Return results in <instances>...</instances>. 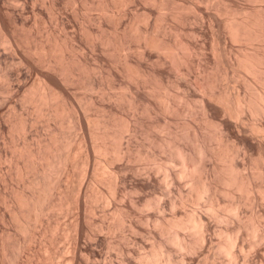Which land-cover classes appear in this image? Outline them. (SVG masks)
Wrapping results in <instances>:
<instances>
[{
  "label": "rangeland",
  "instance_id": "1",
  "mask_svg": "<svg viewBox=\"0 0 264 264\" xmlns=\"http://www.w3.org/2000/svg\"><path fill=\"white\" fill-rule=\"evenodd\" d=\"M0 264H264V0H0Z\"/></svg>",
  "mask_w": 264,
  "mask_h": 264
},
{
  "label": "bare ground",
  "instance_id": "2",
  "mask_svg": "<svg viewBox=\"0 0 264 264\" xmlns=\"http://www.w3.org/2000/svg\"><path fill=\"white\" fill-rule=\"evenodd\" d=\"M199 148H200V147H199ZM199 148H198V149H199ZM202 148H203V147H202ZM198 149H197V150H198ZM203 149H204V148H203ZM200 151H201V150H199L198 152H196V153H198L197 155H200V154H199ZM201 152H203V151H201ZM204 153H205V152H204ZM204 153H203V154H204ZM203 154L201 153V155H203ZM182 155H183V154H182ZM199 157H200V156H199ZM183 158L185 159L184 155H183ZM197 158H198V157H197ZM185 160H186V159H185ZM185 160H184L183 162H185ZM195 161H196V160H195ZM195 161H194V162H195ZM183 162H182V163H183ZM198 162H199V161H198ZM192 164H193V163H192ZM198 164H199V163H198ZM188 165H189V164H188ZM184 166H185V165H184ZM184 166H183V167H184ZM195 166H196V165H195V163H194V167H193V169H195ZM198 167H199V166H198ZM184 168H185V167H184ZM184 168H182L183 171H184V170L186 171V170H187V169H186L187 167H186L185 169H184ZM196 169H197V168H196ZM189 170H190V168H189ZM180 173H181V172H180ZM204 185H205V184H204ZM204 190H206V189H204ZM233 203H235V202H233ZM236 204H237V203H235V205H236ZM238 204H239V203H238ZM247 205H248V204H247ZM232 206H233V205H232ZM236 206H238V205H236ZM249 206H250V205H249ZM230 207H231V206H230ZM233 207H235V206H233ZM231 208H232V207H231ZM232 209H233V208H232ZM236 209H237V207H236ZM236 209H235V210H236ZM237 211H238V210H237ZM234 212H235V211H234ZM234 214H235V213H234ZM234 214H233V212H232V215H234ZM236 214H237V213H236ZM237 215H238V214H237ZM216 216H217V214H216ZM235 216H236V215H235ZM218 218H219V217H218ZM235 218H237V217H235ZM219 219H220V218H219ZM223 219H224V218H223ZM200 221H201V220H200ZM206 224H207V223H206ZM194 227H195V228H194V231H193V232H196V233H197V234L195 233L196 236L199 235V236H198L199 238L197 237V239L203 238V235L205 234V233L203 232V227H204V223H203V221H201L200 224L198 223V226H197V225H194ZM196 227H197V231H195V230H196ZM204 230H205V228H204ZM176 234H178V233H176ZM204 237H205V236H204ZM229 238H230V237H229ZM235 238H236V237H235ZM176 240H178V239H176ZM234 240H236V239H234ZM182 241H184V240H182ZM201 241H203V240H201ZM229 241H230V240H229ZM177 242H178V241H176V243H177ZM197 242H198V241H197ZM227 242H228V241H227ZM182 243H183V242H182ZM233 243H234V242H233ZM229 244H230V243H229ZM231 244H232V243H231ZM199 245H200V240H199ZM201 245H202V244H201ZM233 245H234V244H233ZM179 246H180V245H179ZM181 246H182V245H181ZM230 246H231V245H230ZM166 251H167V250H166ZM154 258H155V257H154ZM154 258H153V259H154ZM156 260H157V259H156ZM158 260H159V259H158ZM178 260H179V259H178ZM167 261H169V259H168ZM169 263H170V261H169ZM174 263H175V261H174Z\"/></svg>",
  "mask_w": 264,
  "mask_h": 264
}]
</instances>
